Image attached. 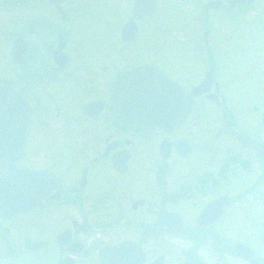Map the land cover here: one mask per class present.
Instances as JSON below:
<instances>
[{"label": "flooded vegetation", "instance_id": "1", "mask_svg": "<svg viewBox=\"0 0 264 264\" xmlns=\"http://www.w3.org/2000/svg\"><path fill=\"white\" fill-rule=\"evenodd\" d=\"M159 1L0 0V86L30 109L12 162L55 184L30 213L0 214L1 262L264 264V90L234 112L221 67L235 54L237 78L264 70V0H179L187 86L161 69L168 47L148 21ZM236 35L240 48L211 46ZM137 65L192 98L177 128L120 119L113 86Z\"/></svg>", "mask_w": 264, "mask_h": 264}, {"label": "water", "instance_id": "2", "mask_svg": "<svg viewBox=\"0 0 264 264\" xmlns=\"http://www.w3.org/2000/svg\"><path fill=\"white\" fill-rule=\"evenodd\" d=\"M129 27H124L123 33ZM205 83L204 80L196 86L192 95L203 93ZM112 99L123 121L145 127L161 125L167 130L178 127L192 107V98L179 84L148 65L122 69L117 74ZM29 114V105L22 97L0 86V214L7 217L30 212L46 202L55 189L48 175L17 167L12 162L25 138ZM210 212L207 207L199 220ZM26 262L19 259L15 263Z\"/></svg>", "mask_w": 264, "mask_h": 264}, {"label": "rangeland", "instance_id": "3", "mask_svg": "<svg viewBox=\"0 0 264 264\" xmlns=\"http://www.w3.org/2000/svg\"><path fill=\"white\" fill-rule=\"evenodd\" d=\"M166 1L160 0L157 11L154 15L148 18V21L152 25L151 37H155L158 40L160 39L161 41L166 42V47L170 49H167L168 52L165 54L163 63H161V69L177 81L181 82L184 86H187V80L190 79L191 76H194V60L191 55H188L183 46L194 44L191 42L190 44H187L178 41L180 38H183V36L177 34V20L175 21V19H170V15L176 14L180 2L179 0ZM237 37L238 35H236L232 40H225V42L220 37H214V44L212 43L211 46L240 48L244 42L241 38ZM139 43L141 42L139 41L136 45L138 46ZM159 46V44L152 45V51ZM230 55L226 56V58L228 57V60L225 62L226 65L224 66L222 64L221 67L223 66L222 75L224 81L226 82V89L229 94L227 96L229 99V105L231 110L236 112L241 110V107L248 109L251 102L255 104L259 100L258 97L264 88L258 81V78L263 74L264 70L262 72H258L257 75L254 74L250 78H237L235 75V69H232L234 67V60L231 59V57L235 54ZM188 73L190 74L189 77L187 76ZM226 74L230 77H226ZM192 120H190V123ZM198 121L201 124V128H206L203 135L208 137L209 120L206 118H199ZM185 129H188V127Z\"/></svg>", "mask_w": 264, "mask_h": 264}]
</instances>
